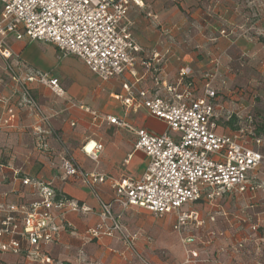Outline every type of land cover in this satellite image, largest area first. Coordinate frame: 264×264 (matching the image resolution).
<instances>
[{
    "label": "crops",
    "instance_id": "1",
    "mask_svg": "<svg viewBox=\"0 0 264 264\" xmlns=\"http://www.w3.org/2000/svg\"><path fill=\"white\" fill-rule=\"evenodd\" d=\"M246 1L144 0V6L132 3L128 16L133 22L132 32L144 49L142 57L152 58L154 53L160 56L149 73L138 64L137 87L165 95V85L178 83L180 70L190 67L192 73L181 88L190 84L195 97H201L209 76L218 70L213 82L216 131L233 134L247 125L251 111L246 110L244 102L247 92L242 87L243 78L249 73L255 84L257 72H264V44L251 32L258 27L264 30V0ZM245 7L249 11L245 12ZM249 20L251 24L247 26ZM10 45L27 66L57 77L64 94L34 82L30 88L40 110L24 104L21 91L0 57V205L29 206L37 200L36 189L23 183L25 178H31L93 209L89 214L69 212L65 216L53 210L59 232L47 246L49 254L64 264H77L79 260L80 264H141L136 253L153 264H264L261 166L249 173V183L261 185L256 191H234L224 194V199L203 197L183 206L181 211L197 210L206 220L212 215L215 221L208 220L200 229L190 223L181 238L175 231L178 212L160 217L147 209L124 208L118 203L113 207L114 214L127 233L137 234L135 250L118 235L90 237L88 229L99 221L98 197L113 201L111 180L140 177L149 158L135 149V134L106 120L94 121L87 109L126 119L156 133L165 132L167 124L145 107L124 103L122 97L130 93L123 84L137 79L129 72L104 81L80 58L63 55L53 43L11 39ZM9 109L15 111V117L7 125L3 121L9 117ZM254 137L261 138V144L257 145ZM244 140L262 152L264 134H246ZM96 142L102 143L104 149L99 160L93 161L83 147ZM66 151L85 170L103 174L96 184L97 193L81 178L64 176L62 160ZM184 238L193 241L185 244ZM191 251L198 256H191ZM0 264L31 263L5 252L0 254Z\"/></svg>",
    "mask_w": 264,
    "mask_h": 264
},
{
    "label": "built area",
    "instance_id": "2",
    "mask_svg": "<svg viewBox=\"0 0 264 264\" xmlns=\"http://www.w3.org/2000/svg\"><path fill=\"white\" fill-rule=\"evenodd\" d=\"M0 3V57L5 61L14 85L21 91L24 104L40 110L30 83L48 86L58 95L64 94V90L59 79L50 72L23 63L13 52L11 39L53 43L63 55L80 58L104 81L129 72L137 79L123 84L130 93V96L122 97L124 103L136 108L145 107L167 124L165 132L156 133L126 119L87 109L94 121L106 120L135 134V149L143 151L149 158L140 177L111 180L115 192L113 201L98 197L99 221L88 229L90 237L118 235L128 248L135 250L137 234L123 229L113 211L116 203L124 208H144L160 217L178 212L175 231L182 235L188 224L199 228L206 223L197 210L181 211L185 204L195 203L203 197L212 200L226 193L256 191L261 187L249 183V173L264 160L262 152L244 140L246 134L253 135L252 127L245 125L233 134L216 131L213 82L218 70L209 76L201 97H195L190 84L181 88L185 78L192 73L190 67L180 70L178 83L165 85V95L137 87L140 81L138 64L149 73L154 61L160 58L158 53L152 58L142 57L144 49L132 32L133 22L128 16L130 5L144 6V0H0ZM8 113L9 117L3 122L10 125L15 111L9 109ZM247 120L252 123V116L249 115ZM254 139L257 145L261 144V138ZM88 146L87 143L83 147L84 152L93 161H98L103 144L96 142L90 150ZM62 167L65 177H79L97 193L96 184L103 174L85 170L68 151ZM23 183L36 189L38 199L29 206L0 205V254L22 256L31 264H64L46 250L59 232L53 210L57 209L65 216L69 212L89 214L92 207L68 198L43 182L25 178ZM209 219L215 221L212 215ZM192 241L193 238L183 239L185 244ZM190 255L196 257L198 253L191 251ZM136 257L141 264H153L138 253Z\"/></svg>",
    "mask_w": 264,
    "mask_h": 264
},
{
    "label": "rangeland",
    "instance_id": "3",
    "mask_svg": "<svg viewBox=\"0 0 264 264\" xmlns=\"http://www.w3.org/2000/svg\"><path fill=\"white\" fill-rule=\"evenodd\" d=\"M246 3H247V1H246ZM248 3L245 5H248ZM244 11L245 12L249 11V7H245ZM246 24H247V26L250 25L251 21L249 20ZM251 32L253 33V36L256 37V39L258 40L259 43L264 44V30L263 29H259V27H258L257 29L252 30ZM262 58H264V57L262 56ZM251 80H252V78L250 77L249 73H248V77L244 76V78H243V86L242 87L247 92L246 100L244 101L245 104H247L246 110L251 111V113H254V115L256 116L258 121L261 123H264V72H257V83L252 84ZM233 109H235V108H233ZM262 154L264 155V147L262 148ZM261 168L264 171V160L261 164ZM221 198L224 199L226 197H225V195H223V196H221ZM187 205L188 204H185L184 206H187ZM209 217L210 216L208 215L206 223L208 220H210ZM163 220H164L163 223H165L166 220L165 219H163ZM193 226L195 229H200L203 227L202 226V227L197 228V227H195V225H193ZM166 231H167V229H166ZM180 238H181V235H180Z\"/></svg>",
    "mask_w": 264,
    "mask_h": 264
},
{
    "label": "trees",
    "instance_id": "4",
    "mask_svg": "<svg viewBox=\"0 0 264 264\" xmlns=\"http://www.w3.org/2000/svg\"><path fill=\"white\" fill-rule=\"evenodd\" d=\"M249 115L252 116L253 121H252V123H249L247 120V125H250L252 127L253 132H254V136H261V134H264V123L259 122L258 119L256 118V116L254 115V113L248 114V116Z\"/></svg>",
    "mask_w": 264,
    "mask_h": 264
},
{
    "label": "bare ground",
    "instance_id": "5",
    "mask_svg": "<svg viewBox=\"0 0 264 264\" xmlns=\"http://www.w3.org/2000/svg\"><path fill=\"white\" fill-rule=\"evenodd\" d=\"M93 146V145H92ZM92 146H88V149L90 150L92 148Z\"/></svg>",
    "mask_w": 264,
    "mask_h": 264
}]
</instances>
